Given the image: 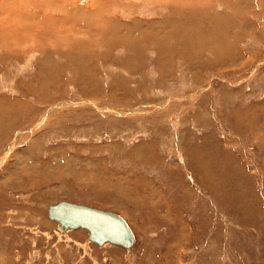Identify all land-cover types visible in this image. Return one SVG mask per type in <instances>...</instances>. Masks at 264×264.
<instances>
[{"label": "rangeland", "instance_id": "374dc122", "mask_svg": "<svg viewBox=\"0 0 264 264\" xmlns=\"http://www.w3.org/2000/svg\"><path fill=\"white\" fill-rule=\"evenodd\" d=\"M17 1L0 0V264H264V0H187L185 21L177 0ZM166 12L185 48L151 28ZM60 201L116 213L132 248L58 233Z\"/></svg>", "mask_w": 264, "mask_h": 264}, {"label": "water", "instance_id": "95a60500", "mask_svg": "<svg viewBox=\"0 0 264 264\" xmlns=\"http://www.w3.org/2000/svg\"><path fill=\"white\" fill-rule=\"evenodd\" d=\"M48 216L62 229H84L88 241L97 246L111 244L132 248L134 237L124 219L116 213L93 207L60 201L50 205Z\"/></svg>", "mask_w": 264, "mask_h": 264}, {"label": "bare ground", "instance_id": "6f19581e", "mask_svg": "<svg viewBox=\"0 0 264 264\" xmlns=\"http://www.w3.org/2000/svg\"><path fill=\"white\" fill-rule=\"evenodd\" d=\"M11 1H14V2H17L18 3V1L16 0H11ZM65 1H67V0H63L62 1V3L63 2H65ZM119 1V0H118ZM171 3H174L176 0H169ZM178 2H179V4L181 5V6H184L185 5V9H184V11L182 12V14H180V17H179V19H181L182 21H185L186 19H187V17L189 16V14H187V12L189 11L188 10V6L190 5L189 4V1H188V5H187V0H177ZM193 2H196L197 0H192ZM201 1V0H200ZM14 2H0V9H2L5 5H8V8L9 7H14L15 6V4H14ZM219 2V1H218ZM22 5H24V6H27V5H31V3H30V1H22L21 0V2H20ZM104 3V2H103ZM201 3V2H200ZM203 3V2H202ZM201 3V4H202ZM99 4V3H98ZM177 4V3H176ZM22 5H21V8H22ZM66 5V4H65ZM197 5V4H196ZM203 5V4H202ZM202 5H200V6H202ZM40 6V5H39ZM191 6H193V5H191ZM100 7V6H99ZM124 7V6H123ZM198 6H196V8H197ZM203 7V6H202ZM180 8V7H179ZM194 9H195V7H194ZM198 9V8H197ZM23 10H26V8L24 7L23 8ZM192 10V9H191ZM47 11V10H46ZM45 11V12H46ZM176 11H177V9H176ZM76 12V11H75ZM74 12V13H75ZM11 13V12H10ZM88 13V12H87ZM173 13V12H172ZM195 13V12H194ZM51 14V13H50ZM89 14H91V13H89ZM173 15V14H172ZM44 16H48V15H46V14H43V15H40V16H38V17H44ZM91 17V16H90ZM171 17V16H170ZM87 18V17H86ZM190 18V17H189ZM188 18V19H189ZM85 19V18H84ZM89 19V18H88ZM172 19V20H171ZM171 19H169V14H167V12H166V18H161V20H160V22L158 23V21H156V20H153L152 21V24H151V28H153L154 30H156V32H157V35L158 36H160V37H166V39H168V38H170L171 36H173V35H177L178 36V38L180 39V41H182V46L185 48L186 47V45H187V39H188V36H186V33L183 31L184 29H186V24H187V22H177V21H175V20H173V18H171ZM175 19V18H174ZM177 20H178V18H177ZM12 21V20H11ZM20 21H27V20H20ZM45 21H47V20H45ZM45 21H42V23L44 24V22ZM86 21V20H85ZM27 22H30V21H27ZM38 22V21H37ZM89 22V21H88ZM35 23V22H34ZM45 23H47V22H45ZM29 25H31V24H29ZM28 25V26H29ZM41 24L39 23V26H40ZM85 26H87V23L86 24H84ZM88 25H89V23H88ZM27 26V27H28ZM177 27V29L174 31V29ZM167 28V29H166ZM37 31V30H36ZM128 32V31H127ZM38 33V32H37ZM223 47V49L224 50H226L227 48L225 47V46H222ZM50 114V113H49ZM67 202V201H66ZM48 210V209H47ZM49 217V216H48ZM50 219V218H49ZM50 220H52V219H50ZM52 221H54V220H52ZM54 222H56V221H54ZM57 223V222H56ZM127 224V223H126ZM58 225V224H57ZM128 226V225H127ZM129 227V226H128ZM57 229L60 231V230H64V229H62V228H58L57 227ZM130 229V228H129ZM68 230H78V229H65L64 231H68ZM82 230H84V229H82ZM86 231V230H85ZM131 231V230H130ZM61 233H65V232H61ZM131 233H132V231H131ZM133 235V234H132ZM134 237V236H133ZM88 239V238H87ZM134 241H135V239H134ZM90 242V241H89ZM90 243H92V242H90ZM93 244V243H92ZM95 245V244H94ZM106 245V244H105ZM107 245H111V244H107ZM97 246V245H96ZM104 246V245H103ZM103 246H97V247H103ZM113 246H115V245H113ZM119 247H121V246H119Z\"/></svg>", "mask_w": 264, "mask_h": 264}, {"label": "crops", "instance_id": "0c3cea01", "mask_svg": "<svg viewBox=\"0 0 264 264\" xmlns=\"http://www.w3.org/2000/svg\"><path fill=\"white\" fill-rule=\"evenodd\" d=\"M78 104H79V103H78ZM56 230H57L58 233H61V230L59 231L57 228H56Z\"/></svg>", "mask_w": 264, "mask_h": 264}]
</instances>
